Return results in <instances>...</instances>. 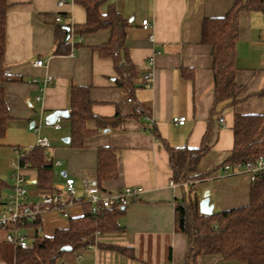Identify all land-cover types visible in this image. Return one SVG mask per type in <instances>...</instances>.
I'll return each mask as SVG.
<instances>
[{
  "label": "crops",
  "instance_id": "1",
  "mask_svg": "<svg viewBox=\"0 0 264 264\" xmlns=\"http://www.w3.org/2000/svg\"><path fill=\"white\" fill-rule=\"evenodd\" d=\"M56 2L7 0L2 64L10 78L3 85L10 118L2 139L10 148L24 145L29 149L35 146L34 125L39 123L38 134L49 141V156L61 161L55 167L60 171L54 174L53 168L52 174L60 175L62 180L51 190L40 189L36 169L24 168L29 185L26 202L38 201L42 191L63 188L65 177L74 178L75 202L67 208V217L49 209L39 216L37 226L24 222L19 230L26 234L28 242L34 231L52 236L56 229L68 225V217L82 215L88 204L83 200L86 179L99 187L97 149L108 146L116 152L117 176L104 180L100 187L115 192L127 185L140 186L142 192L137 200L122 208L117 218L120 229L97 232L93 242L85 247L64 251L58 263L184 264L188 237L174 229V207L188 189L193 187L199 200L204 191H209L213 211L249 203V175L241 170L225 171L222 162L233 146L234 115L264 114V95L256 94L264 88V11H242L238 18L235 80L243 87L240 101L213 106L210 46L200 41L201 23L206 17L224 15L233 0L103 3L101 13L113 5L129 23L125 31L126 57L137 70L131 95L118 83L120 75L113 60L98 51L109 40L110 30L75 34L73 25L85 21L84 7L74 0H65L62 6ZM57 14L61 15L59 22L54 20ZM143 19L149 23L147 29L141 27ZM57 26L70 28L63 52L55 51ZM37 59L42 60L41 66L35 65ZM148 72L152 76L146 86L143 79ZM49 76L51 79L45 82ZM73 86L86 87L92 112L107 120L104 127H98L94 120L88 121L93 133L81 147L70 144L68 117H61L60 122L65 125L61 124L59 129L49 124L58 133H41L46 115L55 110L70 111ZM128 97L132 101H127ZM174 116H185L184 123L174 124ZM220 117L223 123L219 122ZM208 129L210 147L197 164L206 176L186 183L173 182L165 143L172 147H198ZM64 137H69L68 142L62 140ZM4 188L7 190L8 186ZM15 250L16 246L5 240V230L0 228V264H15ZM76 255L79 258L75 261ZM195 264L246 263L225 260L219 254H203L196 257Z\"/></svg>",
  "mask_w": 264,
  "mask_h": 264
},
{
  "label": "trees",
  "instance_id": "2",
  "mask_svg": "<svg viewBox=\"0 0 264 264\" xmlns=\"http://www.w3.org/2000/svg\"><path fill=\"white\" fill-rule=\"evenodd\" d=\"M85 9L86 18L83 23L73 25L77 35L92 33L98 29L110 30L109 40L98 47L102 56L113 60V67L120 77L117 79L131 95L134 79L137 74L135 65L126 57L125 31L128 21L113 6L109 5L105 13L100 6L107 0H74ZM7 0H0V140L6 132L10 118L5 96L4 83L10 78L6 75L2 64L5 41V10ZM264 11V0H233L230 9L219 17H206L201 23L200 41L210 46L211 69L213 72V106L224 102L233 105L240 101L242 85L235 80L236 41L239 34L238 18L242 11ZM70 28L56 27L57 48L55 51L67 49ZM257 95H264V88ZM94 120L98 127L106 126V119L94 114L86 87L73 86L70 90V144L81 147L93 131L88 128V121ZM157 135V133L154 131ZM233 146L222 166H235L258 157H264V114L251 113L234 115L232 124ZM211 132L208 129L198 147H172L165 143L171 169V179L175 183H186L202 179L207 173H201L197 164L200 157L210 147ZM15 146V145H14ZM28 167L37 171V186L51 190L54 187L52 174L54 160L47 149L37 145L27 149L22 157ZM96 173L99 189L104 180L117 176L116 152L108 146H101L96 152ZM8 186L6 180L0 178V192ZM60 191V189H58ZM52 192V191H51ZM2 201H0L1 205ZM122 208H111L94 213L89 203L83 214L68 217V225L58 228L52 236L39 235L34 231L24 248L16 247L15 264H56L69 246L70 251L85 247L94 240L97 232L120 229L117 218ZM30 226H37L39 218L25 221ZM174 229L188 237V249L184 264H195L198 255L219 254L225 260H238L246 264H264V171L257 173L251 182L249 203L235 208L213 211L202 214L199 211V198L193 187L177 200L174 207ZM122 250V248H118Z\"/></svg>",
  "mask_w": 264,
  "mask_h": 264
},
{
  "label": "built area",
  "instance_id": "3",
  "mask_svg": "<svg viewBox=\"0 0 264 264\" xmlns=\"http://www.w3.org/2000/svg\"><path fill=\"white\" fill-rule=\"evenodd\" d=\"M73 1V0H70ZM65 0H57V6H62ZM60 14L54 17L56 22L60 21ZM149 23L147 19L141 21V27L147 29ZM70 37V35H69ZM152 39V36H149ZM72 54V53H71ZM151 60V59H150ZM148 63H151V61ZM36 66L42 65V60L37 59L35 61ZM151 72H148L144 79L143 84L148 86L151 80ZM51 77H46L45 82L49 81ZM39 97H37V100ZM127 101H132L130 97ZM61 116H56L55 121L52 123L54 129L60 128ZM185 121V116H174L172 117V122L174 124H183ZM219 122L223 123V118H219ZM40 124L34 125L35 132L37 134V139L35 145L47 149L49 147V141L46 137L40 136L39 132ZM25 150L20 149L18 146H12L11 152L12 157L10 160V165L13 167L12 180L13 184L10 186L9 193L3 198L0 205V228L5 230V240L13 243L16 247L24 248L27 245V237L23 231L19 230V226L25 221H34V219L39 218V216L46 210H56L60 212L64 217H67V208L72 205L75 200L73 198L74 194V178L65 177L63 188L60 191H42L39 195V200L28 204L26 202V188L28 181L24 178L23 169L27 168V163L22 162V157ZM61 161L58 159L54 160L53 173L56 174L55 167L59 166ZM225 171H244L249 175L251 181L256 178L257 173H262L264 171V157L260 156L255 160H249L243 163H239L234 167L229 165L223 166ZM173 184V182H170ZM142 192V187L140 186H124L121 190L115 192H104L102 193L95 182L86 179L84 186V197L83 200L87 201L90 205V210L94 213H100L102 210L111 209L115 207L123 208L130 204L131 202L138 199L140 193ZM79 255H76L75 261L78 260ZM59 264V263H56ZM67 264H75L69 262Z\"/></svg>",
  "mask_w": 264,
  "mask_h": 264
},
{
  "label": "rangeland",
  "instance_id": "4",
  "mask_svg": "<svg viewBox=\"0 0 264 264\" xmlns=\"http://www.w3.org/2000/svg\"><path fill=\"white\" fill-rule=\"evenodd\" d=\"M65 125L64 121L60 122V125ZM42 129L41 130V133H43V131L45 133H58L59 131H55L53 130V128L49 125V124H46V123H42ZM30 131H33V128H30L29 129ZM62 131V130H61ZM44 134V133H43ZM8 143L6 142V140L2 139L0 140V177L1 178H5V180L8 182V189L5 190L2 189V191L0 192V198L3 199L10 191V186L13 184V180H12V172H13V167L10 165V160H11V157L13 155L10 154V146L7 145ZM10 144V143H9ZM12 144V143H11ZM12 147V146H11ZM20 149L22 150H27L28 147H25L24 145H21L20 146ZM59 172L60 169H56V172ZM27 177L28 175H24V178L27 180ZM53 178H54V186H59L58 184H60V181L62 180V177L60 175H53ZM28 187L29 185H26L25 184V188H26V197H27V191H28ZM212 204V203H211ZM27 232V231H25Z\"/></svg>",
  "mask_w": 264,
  "mask_h": 264
},
{
  "label": "water",
  "instance_id": "5",
  "mask_svg": "<svg viewBox=\"0 0 264 264\" xmlns=\"http://www.w3.org/2000/svg\"><path fill=\"white\" fill-rule=\"evenodd\" d=\"M65 29L69 30V27L65 26ZM68 37H69V35L66 36V39H68ZM68 115H69L68 110H55L52 113L46 115V117L44 118V121L46 123L50 124V123H53L55 121L56 116H61L63 118H67ZM31 125H32V123H31ZM62 140L64 142H68L69 137H64ZM62 175H65V172H62ZM199 211H200V213L207 214V215H209L213 212V204H211L209 202V191H207V190L203 192L202 198L199 200ZM62 250L68 251V250H70V247L64 246L61 248V251Z\"/></svg>",
  "mask_w": 264,
  "mask_h": 264
}]
</instances>
